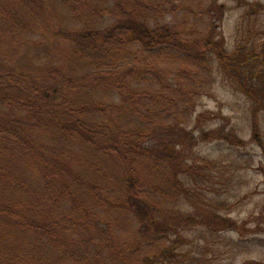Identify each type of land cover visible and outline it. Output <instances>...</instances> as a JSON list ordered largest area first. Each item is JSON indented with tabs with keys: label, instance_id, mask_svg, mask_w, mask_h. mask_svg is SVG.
Segmentation results:
<instances>
[{
	"label": "trees",
	"instance_id": "16d2710c",
	"mask_svg": "<svg viewBox=\"0 0 264 264\" xmlns=\"http://www.w3.org/2000/svg\"><path fill=\"white\" fill-rule=\"evenodd\" d=\"M180 8L0 0V264H193L208 235L242 234L224 203L201 199V143L245 142L195 115L198 77L213 84L218 71L246 90L263 153L264 81ZM42 36L62 43L50 62L4 59Z\"/></svg>",
	"mask_w": 264,
	"mask_h": 264
},
{
	"label": "rangeland",
	"instance_id": "374dc122",
	"mask_svg": "<svg viewBox=\"0 0 264 264\" xmlns=\"http://www.w3.org/2000/svg\"><path fill=\"white\" fill-rule=\"evenodd\" d=\"M177 2L181 6L178 16L182 19L183 15H190L187 25L191 24L204 33L212 23L213 34L226 50L232 52L239 48L242 57L256 60L252 64L259 65L258 72H254L255 66H251L250 74L264 81V0ZM36 39L37 45L23 51H12L4 59L22 69L50 62L53 57L51 49L62 43L50 37ZM213 78L212 84V77H198L201 94L195 115L207 112V129L223 128L226 134L234 131L245 144L232 140L201 143L198 154L211 162L198 180L203 191L201 199H209L207 207L212 208L209 202L212 204V197H215L224 203L220 207L223 214L246 225L241 230L242 234L223 233L214 236L213 240L212 235H208L207 242L198 244L197 259L193 264H264V153L257 143L252 142L250 131L257 106L248 98L246 90L241 85L236 86L228 76L216 71ZM250 94L257 96L256 92ZM258 117L264 140V113Z\"/></svg>",
	"mask_w": 264,
	"mask_h": 264
}]
</instances>
